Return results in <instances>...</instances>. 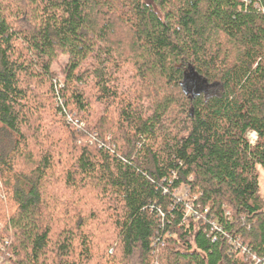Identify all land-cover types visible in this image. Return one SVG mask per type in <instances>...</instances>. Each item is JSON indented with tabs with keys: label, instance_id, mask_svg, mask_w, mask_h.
Returning a JSON list of instances; mask_svg holds the SVG:
<instances>
[{
	"label": "trees",
	"instance_id": "16d2710c",
	"mask_svg": "<svg viewBox=\"0 0 264 264\" xmlns=\"http://www.w3.org/2000/svg\"><path fill=\"white\" fill-rule=\"evenodd\" d=\"M259 168L264 0H0V264H264Z\"/></svg>",
	"mask_w": 264,
	"mask_h": 264
},
{
	"label": "built area",
	"instance_id": "2783aa9c",
	"mask_svg": "<svg viewBox=\"0 0 264 264\" xmlns=\"http://www.w3.org/2000/svg\"><path fill=\"white\" fill-rule=\"evenodd\" d=\"M252 1H255V2H257V1H259V0H242V2H243V5L246 7L248 4H250ZM67 122H71L73 125H75V126H82V123L78 120V119H76V118H74L73 117V115H67ZM250 137L251 138H253V139H255V135H254V133H251L250 134ZM1 194V193H0ZM185 208H186V211L187 212H193V215L195 216V217H197L198 218V216H199V213H197V211H195L194 210V208H193V206H192V204H191V202L190 201H187L186 203H185ZM222 209H223V216H224V218L225 219H227V220H230V217H231V211H230V209L229 208H227L225 205H223L222 206ZM204 213H207L208 212V210H207V208H204ZM220 229H221V227L219 226V224L216 222V221H214V219H212L211 221H210V230H209V234L212 236V239H215V235H214V233L216 232V231H220ZM228 241H229V243H231L233 246H235V247H239L240 249H241V252H246V247H244V246H242V244L241 243H239L238 241L237 242H235V240H233V239H231V238H228ZM261 259L259 258V257H257L256 255H251L250 256V261H249V264H261Z\"/></svg>",
	"mask_w": 264,
	"mask_h": 264
},
{
	"label": "rangeland",
	"instance_id": "374dc122",
	"mask_svg": "<svg viewBox=\"0 0 264 264\" xmlns=\"http://www.w3.org/2000/svg\"><path fill=\"white\" fill-rule=\"evenodd\" d=\"M66 62H67V57L66 56H61L60 59H59V63L52 65V68L59 74L60 73L59 72L60 67L63 66ZM58 78L61 79L62 76L59 74ZM190 79L194 82L196 90H198V91L205 90L204 87H202V86H204L206 84L205 81H201L198 77H197V79H194L193 77H191ZM199 81H200V83H198ZM189 87L190 86L188 84H185V88L187 90H188ZM259 184H260V192L259 193H260V197H261V199L263 201V204H264V168H259ZM185 191H186V187L180 186L176 190V195H178V197L186 199L187 196L183 194V193H185ZM0 248H1L0 252L4 251V247H2V244H0ZM6 254L8 255V253H6V252H5V255H2L0 253V262H2L3 259L8 257Z\"/></svg>",
	"mask_w": 264,
	"mask_h": 264
}]
</instances>
